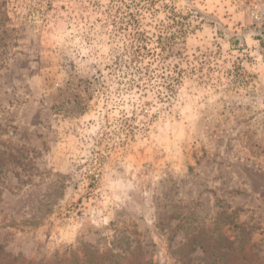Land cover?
<instances>
[{
  "label": "rangeland",
  "instance_id": "rangeland-1",
  "mask_svg": "<svg viewBox=\"0 0 264 264\" xmlns=\"http://www.w3.org/2000/svg\"><path fill=\"white\" fill-rule=\"evenodd\" d=\"M3 1L0 246L264 263V0Z\"/></svg>",
  "mask_w": 264,
  "mask_h": 264
},
{
  "label": "trees",
  "instance_id": "trees-1",
  "mask_svg": "<svg viewBox=\"0 0 264 264\" xmlns=\"http://www.w3.org/2000/svg\"><path fill=\"white\" fill-rule=\"evenodd\" d=\"M4 1L2 0L0 2V6H3ZM163 40V39H159ZM160 49H164V44L160 45ZM28 192V190H27ZM25 195V194H24ZM28 205L31 209L36 205L35 201L32 200L31 195H27ZM22 200H19V202ZM48 206L47 203H43V206ZM47 211V210H46ZM39 212V211H37ZM43 218V216H37L33 215L32 219L34 223L39 219ZM240 236H245L248 234L244 229L240 230ZM245 240H247L245 238ZM222 245L212 244L206 245V242L204 240V245L201 246L202 253L205 259H207L210 264H264L259 260V257L256 254H253L250 252L248 247L245 248H233V245L235 241L229 239H224ZM235 249H237L235 253ZM139 253L136 251H133L131 253V256L128 259L125 260H118L115 258V254L113 251L107 250L105 252H99L98 250L90 253V255H87L84 253L82 256L74 257L71 260H65V259H59L55 261H51L48 263H42V264H147L144 261V257H141ZM141 257V259H140ZM140 259V260H139ZM0 264H33L29 261H25L24 259H21L20 257H14L10 253L6 252L2 246H0ZM40 264V263H39ZM152 264V263H149ZM181 264H190L189 262H184Z\"/></svg>",
  "mask_w": 264,
  "mask_h": 264
}]
</instances>
